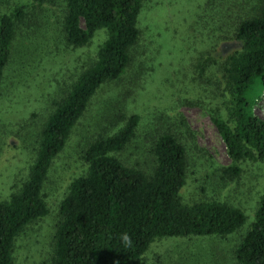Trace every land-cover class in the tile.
I'll use <instances>...</instances> for the list:
<instances>
[{
	"label": "trees",
	"instance_id": "obj_1",
	"mask_svg": "<svg viewBox=\"0 0 264 264\" xmlns=\"http://www.w3.org/2000/svg\"><path fill=\"white\" fill-rule=\"evenodd\" d=\"M32 1L39 7L58 4L62 8L61 30L69 47H85L99 31L105 40L94 61L77 74L65 96L54 102L41 125L26 175L7 199L0 201V264H13L17 238L30 224L48 215L41 188L91 100L103 86L127 75L140 38L138 24L144 2ZM198 10L193 31L203 49L193 43L192 90L199 87L206 92L203 76L208 77L210 67L221 73L227 88L225 115L213 114L211 122L231 161L221 171L235 177L241 161L264 162V120L255 112L258 100L264 97V0H208ZM23 17L20 7L0 16V80L15 50ZM211 27L218 29L221 42H230L222 60L209 56V34L204 33ZM226 30L233 37H226ZM101 109L95 124L104 128L116 112L109 108L110 114L100 116ZM121 118L123 125L113 134H98L83 150L85 171L67 187L59 205L50 238L51 264H144L143 256L156 240L221 238L241 230L246 216L238 208L213 199L183 201L189 164L183 117L179 115L173 123L172 117H159L138 142L140 117L124 111ZM234 259L237 264H264V191L252 224L235 248Z\"/></svg>",
	"mask_w": 264,
	"mask_h": 264
},
{
	"label": "rangeland",
	"instance_id": "obj_2",
	"mask_svg": "<svg viewBox=\"0 0 264 264\" xmlns=\"http://www.w3.org/2000/svg\"><path fill=\"white\" fill-rule=\"evenodd\" d=\"M206 1L144 0L138 24L140 38L128 73L96 93L66 147L54 159L41 188L49 213L17 238L13 264H51L50 238L59 205L67 195V187L85 171L83 150L98 134L111 135L121 127L124 111L140 117L136 142L144 139L159 117H172L170 123L179 115L183 117L187 124L183 143L189 155L183 201L190 204L213 199L238 208L246 216V224L231 236L156 240L143 256L144 264H237L235 248L252 224L264 191V162L241 161L235 177L221 171L231 161L211 115H225L227 88L214 66L209 68L208 77L203 76L207 80L206 92L199 87L192 90L191 83L193 43L203 49L193 30L198 9ZM16 7L23 10L24 19L0 80V201L6 200L26 175L35 156L41 125L54 102L65 96L77 74L94 61L105 40L103 31H99L88 45L73 49L63 39L62 8L58 4L39 7L32 0H5L0 4V16ZM207 30L204 34H209L212 49L209 56L222 60L230 42H221L222 35L216 27ZM224 34L233 37L228 30ZM107 103L116 116H110L106 127H98L95 122L100 109V116L111 113L103 107ZM255 112L264 120V97L258 100Z\"/></svg>",
	"mask_w": 264,
	"mask_h": 264
}]
</instances>
